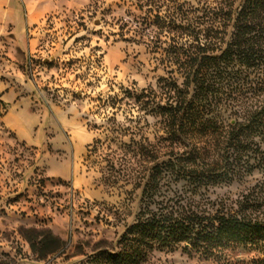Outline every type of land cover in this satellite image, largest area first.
I'll return each instance as SVG.
<instances>
[{"label":"rangeland","instance_id":"1","mask_svg":"<svg viewBox=\"0 0 264 264\" xmlns=\"http://www.w3.org/2000/svg\"><path fill=\"white\" fill-rule=\"evenodd\" d=\"M174 1L200 7L216 0ZM137 4L78 0L74 8L39 26L37 51L16 58L27 83L34 85L33 90L19 93L25 100L22 107L34 111L37 127L34 143L16 141L3 122L10 109L0 101V261L83 264L101 251L118 252L126 227L134 224L142 207L144 178L153 166L141 156L142 150L152 143L162 155L166 151L160 120L136 102L143 90L160 92L159 80L166 77L159 60L162 51L137 42V22L150 16ZM48 109L51 121L41 116ZM56 109L79 116L77 131L62 132L54 123ZM66 150L76 170L63 180L48 170L59 165ZM170 184L168 194H183L200 209L205 205L210 211L264 214V169L199 190L175 179ZM166 191L162 187L159 200ZM30 228L50 230L65 241L64 249L39 260L23 234ZM254 260L264 264V254L246 246L227 249L211 260L180 248L156 251L143 264H253Z\"/></svg>","mask_w":264,"mask_h":264},{"label":"trees","instance_id":"2","mask_svg":"<svg viewBox=\"0 0 264 264\" xmlns=\"http://www.w3.org/2000/svg\"><path fill=\"white\" fill-rule=\"evenodd\" d=\"M136 1L150 14L137 22V42L162 51L166 73L160 92L143 90L136 102L160 120L166 151L162 155L152 143L142 150L153 166L119 251H101L83 264H143L156 251L180 248L205 260L241 246L264 254V214L200 209L183 194H168L174 179L199 190L264 169V0H216L200 7ZM23 234L41 261L66 244L46 229Z\"/></svg>","mask_w":264,"mask_h":264},{"label":"crops","instance_id":"3","mask_svg":"<svg viewBox=\"0 0 264 264\" xmlns=\"http://www.w3.org/2000/svg\"><path fill=\"white\" fill-rule=\"evenodd\" d=\"M77 4L78 0H0V101L10 109L3 122L6 129L16 135V141L34 143L37 120L31 108L22 107L25 100L19 91L33 90L34 85L27 83L15 60L37 51L39 26L46 19ZM4 76L7 78H2ZM50 112L48 109L41 115L46 117L45 121H51ZM54 115V123H58L63 133L77 131L80 118L73 111L56 109ZM62 157L59 165L49 167L48 172L67 180L76 170V162L68 157L67 150Z\"/></svg>","mask_w":264,"mask_h":264}]
</instances>
